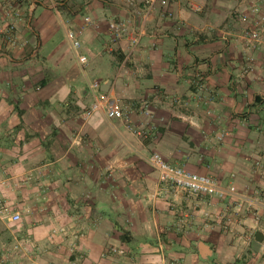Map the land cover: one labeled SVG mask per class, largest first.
Wrapping results in <instances>:
<instances>
[{"label": "crops", "instance_id": "obj_1", "mask_svg": "<svg viewBox=\"0 0 264 264\" xmlns=\"http://www.w3.org/2000/svg\"><path fill=\"white\" fill-rule=\"evenodd\" d=\"M255 3L0 0V199L20 214L0 213V264H264V32L247 72L241 37ZM92 80L147 134L86 116ZM153 151L227 195L161 182Z\"/></svg>", "mask_w": 264, "mask_h": 264}, {"label": "built area", "instance_id": "obj_2", "mask_svg": "<svg viewBox=\"0 0 264 264\" xmlns=\"http://www.w3.org/2000/svg\"><path fill=\"white\" fill-rule=\"evenodd\" d=\"M51 3L56 11L59 12V8L62 0H42ZM146 3V11H150L158 3L161 5H167L168 0H144ZM252 15L246 20L247 25L243 28L241 37L243 38V46L246 53L243 56V71L247 72L254 67V60L252 52L257 48L261 42V37L264 32V8L259 3L252 4L250 7ZM171 14L170 12H168ZM67 36L71 41V47L73 54L77 61L84 66L88 61V56L85 53H81L79 48L81 41L75 36L72 29L67 31ZM193 85L197 88L203 86V77L197 74L193 80ZM89 88L93 95V100L89 107L85 109L86 116L90 115L96 110L104 108L105 114L108 118L122 120L126 126L133 132L139 135L147 134V130L136 126L130 115L129 107L132 105L126 103L117 96H109L102 90H100V82L98 80H92L89 82ZM180 99L178 97L172 98V103L178 104ZM139 108L148 116L151 115V101L149 99H142L139 103ZM188 119V115H179ZM148 162L158 172L159 180L163 183H167L175 186L176 188L186 191L197 197L206 196H218L225 197L227 195V189H225L220 182L213 176L189 170L182 165L175 164L166 160L159 152L153 151L148 154ZM3 213H8L7 207H3ZM264 214V204H263ZM10 218L12 220H18L20 214L16 211L11 212ZM111 253L124 254L125 249L122 247L111 246L108 250Z\"/></svg>", "mask_w": 264, "mask_h": 264}, {"label": "rangeland", "instance_id": "obj_3", "mask_svg": "<svg viewBox=\"0 0 264 264\" xmlns=\"http://www.w3.org/2000/svg\"><path fill=\"white\" fill-rule=\"evenodd\" d=\"M259 4H260V3H259ZM261 6H262V5H261ZM246 22H247V21H246ZM246 25H247V24H246ZM4 206L6 207L7 205H5V203L2 202V200L0 199V213H1V214H5V213H3V209H2ZM7 209H8V211H9V213H10L11 211H10V209H9L8 206H7ZM18 220H19V219H18ZM14 221H16V220H14ZM55 232H56V230H54V233H55ZM56 233H57V232H56ZM114 254H117V253H114ZM125 255H126V253H124V254H117L118 257H120V256H121V257H127V256H125ZM128 258L131 259L132 257L129 256ZM237 262H239V261H237ZM235 263H236V262H235ZM235 263H234V264H235ZM237 264H238V263H237Z\"/></svg>", "mask_w": 264, "mask_h": 264}, {"label": "trees", "instance_id": "obj_4", "mask_svg": "<svg viewBox=\"0 0 264 264\" xmlns=\"http://www.w3.org/2000/svg\"><path fill=\"white\" fill-rule=\"evenodd\" d=\"M61 6V5H60ZM120 238L123 242H128L129 241V236H128V232L123 230L121 235H120Z\"/></svg>", "mask_w": 264, "mask_h": 264}]
</instances>
